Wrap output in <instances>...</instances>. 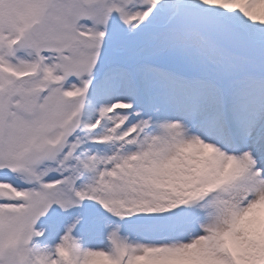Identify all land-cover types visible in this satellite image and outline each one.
Listing matches in <instances>:
<instances>
[{"label":"snow or ice","instance_id":"6c2138e0","mask_svg":"<svg viewBox=\"0 0 264 264\" xmlns=\"http://www.w3.org/2000/svg\"><path fill=\"white\" fill-rule=\"evenodd\" d=\"M0 264H264V0H0Z\"/></svg>","mask_w":264,"mask_h":264}]
</instances>
